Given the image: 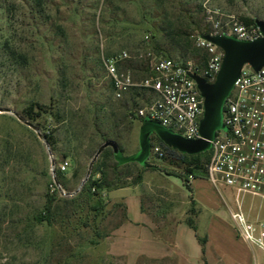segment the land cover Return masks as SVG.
<instances>
[{
  "label": "rangeland",
  "instance_id": "374dc122",
  "mask_svg": "<svg viewBox=\"0 0 264 264\" xmlns=\"http://www.w3.org/2000/svg\"><path fill=\"white\" fill-rule=\"evenodd\" d=\"M247 20L264 22V0H0V264H253L227 207L202 178L195 188L218 199L219 209L211 213L221 222L199 248L194 230L198 226L205 245L209 225L199 224L197 196L180 179L184 165L165 148L163 158L151 153L144 163L120 165L109 176L126 187L105 191L102 215L94 216L81 193L105 143L121 147L125 157L140 153L143 121L135 110L153 98L136 88L115 99L103 56L151 48L195 62L205 55L196 44L199 36L213 25L227 29L236 22L247 26ZM124 69L137 81L143 78L142 63L128 62ZM37 106L43 107L38 117ZM13 113L37 127L45 141ZM150 140L162 147L156 133ZM54 178L63 191L54 221L38 224L33 216L57 189ZM122 197L132 219L140 216L141 198L154 238L174 246L154 247L141 227L115 232L126 219ZM184 218L194 230L174 231ZM113 233V243L106 241ZM113 248L123 257L108 255Z\"/></svg>",
  "mask_w": 264,
  "mask_h": 264
},
{
  "label": "built area",
  "instance_id": "2783aa9c",
  "mask_svg": "<svg viewBox=\"0 0 264 264\" xmlns=\"http://www.w3.org/2000/svg\"><path fill=\"white\" fill-rule=\"evenodd\" d=\"M218 35L248 41L262 38L257 26L236 22L223 29L220 24L213 25L196 40L207 55L201 65L191 60H175L151 48L134 54L121 50L103 56V67L114 98L123 99L133 89L142 88L153 98L145 107L135 110L137 118L143 122H158L187 140H199L205 98L195 77L215 83L225 51L205 37ZM145 40L147 42L149 36ZM132 61L142 63L144 77L140 81L124 69L125 64ZM222 117L224 128L217 130L211 142L204 179L227 207L238 239L262 254L263 260L256 254L253 264H264V66L257 71L251 65H244L225 100ZM151 153L159 158L165 154L157 145L151 148ZM66 166L64 163L61 169L65 170ZM195 179L190 175L189 183Z\"/></svg>",
  "mask_w": 264,
  "mask_h": 264
},
{
  "label": "water",
  "instance_id": "95a60500",
  "mask_svg": "<svg viewBox=\"0 0 264 264\" xmlns=\"http://www.w3.org/2000/svg\"><path fill=\"white\" fill-rule=\"evenodd\" d=\"M257 27L260 29L262 38L248 41L239 40L234 36L218 35L206 36L205 38L215 45L221 47L225 51L222 69L219 72L214 84H209L205 79L195 77L203 97L205 98V113L201 121L199 140H187L172 130L164 127L158 122L146 120L143 122L140 131L141 151L137 155L125 157L120 149L113 143L107 142L101 146L95 157L93 158L89 172L83 181L87 182L90 176L91 167L102 151L111 147L114 152V159L120 165L129 163H144L151 154V134L156 133L159 138L169 147L177 150L182 154L197 155L208 152L211 148V142L215 139L217 130L223 129L222 111L226 98L231 93L234 83L238 79L244 65L249 63L255 70L259 71L264 66V22L256 21ZM16 118L23 124L34 130L38 137L43 141L45 139L39 133L37 127L21 118L18 114L13 113ZM54 164L52 163V167ZM54 182L57 184L55 178ZM58 186V185H57ZM59 191H61L58 186ZM63 193V191H61Z\"/></svg>",
  "mask_w": 264,
  "mask_h": 264
},
{
  "label": "trees",
  "instance_id": "16d2710c",
  "mask_svg": "<svg viewBox=\"0 0 264 264\" xmlns=\"http://www.w3.org/2000/svg\"><path fill=\"white\" fill-rule=\"evenodd\" d=\"M245 23L247 26H250V25L257 26L252 20H247ZM204 54L205 55L203 58H200L197 61H195L196 64L201 65L205 63L206 56H207L205 51H204ZM111 90H112V87H111ZM112 93H113V90H112ZM37 109H38V112H37L38 114L36 117H38L40 113H43V107L37 106ZM47 142L51 144L49 139H47ZM160 143L162 145V148L167 149L170 152V154H174V155L177 154L179 161L184 165V172L183 174L180 175V179L182 180L185 187L190 188V183H189L190 175L194 176L195 178H202V179L206 177V163L209 160L208 152L197 154V155L182 154L178 152L177 150L166 146L163 142L160 141ZM151 146L154 147L155 145H151ZM121 149L122 148L120 147V150ZM108 158L114 159V152L111 148L105 149L100 154V157L98 158V160L95 161V163L93 164L92 174L90 178L87 180V182L84 184L82 188V192H81L82 195H84L86 201L90 203L89 209L93 212L95 217L102 215L105 212L106 207L108 205V202L104 198L105 191L109 192V191H114V190H121V189H125L126 187L125 185L121 184V180L119 178L115 176L114 178L109 177L110 175L116 174L117 168L120 167V164L114 161V163L110 165L107 163ZM124 166H127V165L125 164ZM95 175H99L100 177L98 179H94ZM57 195H58V190L55 189L52 192V194H48L46 196V202H45L43 210L40 212H37L33 216V219L36 223L38 224H41L44 222L48 224L53 223L54 214L56 210L55 202L57 199ZM126 220H127V212H126L125 221ZM201 244L203 245L204 242H202Z\"/></svg>",
  "mask_w": 264,
  "mask_h": 264
},
{
  "label": "crops",
  "instance_id": "0c3cea01",
  "mask_svg": "<svg viewBox=\"0 0 264 264\" xmlns=\"http://www.w3.org/2000/svg\"><path fill=\"white\" fill-rule=\"evenodd\" d=\"M198 179H201V178H197L195 180H193L191 182V185H192V188H193V194H194V197L197 196V199H195V206L197 207V209H199L201 213V220H199V224L201 223V221H204L207 225H209V228H208V232H206L208 234V239L205 243V245H202L199 240H198V226L196 227V230H194L190 224H189V220L188 219H183V220H178L176 225H175V229L174 231H177L180 230V233L181 234H187L188 231H191V230H194L195 232V239H196V242L198 243L199 245V248L202 250L203 248L206 247V244L209 242L210 240V237L213 236V232L216 231L218 228L216 227V225H218L221 220L219 217H217L216 215H214L213 213L211 212H217L218 209H219V201L217 199V201H214V200H210L207 198V196L204 194L206 193L204 191V189L202 187H199L198 189L195 188V185H196V181ZM123 190V189H121ZM123 198V201H124V204H125V207H126V212H127V220L123 222V224L120 225L119 228H117L115 230V232L117 231H120L126 227H136V228H143L146 233H147V236L148 238H151L149 243L152 244L154 247H155V244H157V242L159 243H162L163 245H167L168 247H173V246H170L169 244H167L165 241H162L161 239L160 240H157L156 238H154V236L152 235V228L149 227L147 225V223L151 220L150 219V215H149V212H147L144 208V205H143V201L142 199L140 198L139 199V203H138V207H139V211H140V216L138 219H132V217L130 216V207L125 199V197H122ZM191 208V205L185 210V214L186 216L188 215V210ZM210 211H209V210ZM114 232V233H115ZM111 236V237H108L106 239V241L110 242V243H113V240H114V234ZM174 237H175V234H174ZM243 245H245V247L248 248V250L250 251V253L252 254V257H253V263H254V258H255V255H256V250H253L252 248H250L248 245H246L244 242H242ZM107 254L108 255H111V256H115V257H123V254H121L120 252H118L116 249H112V250H109L107 251ZM168 257H161L160 259H167ZM153 260H158V259H153ZM207 264V263H205Z\"/></svg>",
  "mask_w": 264,
  "mask_h": 264
}]
</instances>
